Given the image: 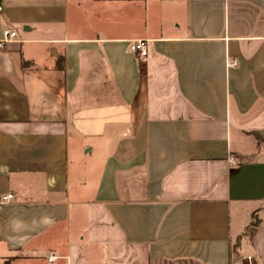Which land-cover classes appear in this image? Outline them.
Wrapping results in <instances>:
<instances>
[{
	"label": "crops",
	"instance_id": "crops-1",
	"mask_svg": "<svg viewBox=\"0 0 264 264\" xmlns=\"http://www.w3.org/2000/svg\"><path fill=\"white\" fill-rule=\"evenodd\" d=\"M0 264H264V0H0Z\"/></svg>",
	"mask_w": 264,
	"mask_h": 264
},
{
	"label": "built area",
	"instance_id": "built-area-1",
	"mask_svg": "<svg viewBox=\"0 0 264 264\" xmlns=\"http://www.w3.org/2000/svg\"><path fill=\"white\" fill-rule=\"evenodd\" d=\"M16 38L15 32H12L8 29L3 31V43H8ZM128 51L134 55H136L139 59H144L147 57L148 54V47L146 41L138 40V41H131L128 44ZM229 66H236V62L233 61L229 64ZM231 164H235V160L233 158L230 159ZM11 195H7L6 197L2 198V201H6L11 199ZM54 258L50 257L48 261H52Z\"/></svg>",
	"mask_w": 264,
	"mask_h": 264
},
{
	"label": "trees",
	"instance_id": "trees-1",
	"mask_svg": "<svg viewBox=\"0 0 264 264\" xmlns=\"http://www.w3.org/2000/svg\"><path fill=\"white\" fill-rule=\"evenodd\" d=\"M23 65H25V63H23Z\"/></svg>",
	"mask_w": 264,
	"mask_h": 264
}]
</instances>
